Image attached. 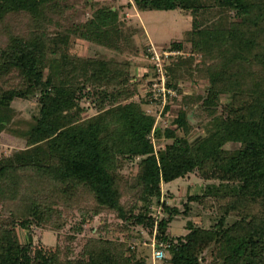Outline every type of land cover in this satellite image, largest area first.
<instances>
[{"label":"trees","instance_id":"trees-1","mask_svg":"<svg viewBox=\"0 0 264 264\" xmlns=\"http://www.w3.org/2000/svg\"><path fill=\"white\" fill-rule=\"evenodd\" d=\"M133 2L139 11L192 15L191 29L171 42L178 50L189 43L191 55L170 60L165 73L171 88L194 79L205 82V92L181 100L173 126L158 125L144 109L161 102L150 91L156 78L135 101L140 80L131 62L72 52L76 39L120 53L130 48L134 33L121 8L86 2V16L78 0H0V138L9 132L25 142L0 157V206L7 210L0 264H148L135 248L137 227L155 234L156 247L167 245L163 264H264V0ZM17 99H35L30 118L13 106ZM199 102L207 120L190 140L188 110ZM163 137L171 142L156 149L154 139ZM127 163L136 174L124 175ZM195 172L212 182L187 197L183 212L198 203L215 212L213 222L189 220L188 232L174 236L170 224L181 210L161 200L162 184ZM84 198L90 206L75 233L56 246L20 238L19 228L64 227L61 208ZM154 199L165 216H154ZM89 212L119 222L102 225L76 252Z\"/></svg>","mask_w":264,"mask_h":264},{"label":"rangeland","instance_id":"rangeland-1","mask_svg":"<svg viewBox=\"0 0 264 264\" xmlns=\"http://www.w3.org/2000/svg\"><path fill=\"white\" fill-rule=\"evenodd\" d=\"M99 1L109 5L117 6L121 8L122 19L125 22V29L133 34L130 39V48L124 50V52H117L112 49L91 43L82 39H76L72 48V52L81 56H98L105 59H115L119 61L131 62V74L134 77L133 80L139 84V92L132 99L135 101H141L146 98L149 90V85L152 83L151 80L158 78L152 69L153 64L148 48L151 46L158 52L162 50H170L171 42L174 40H182L184 32L191 29L192 27V15L184 12L180 9L173 10H149L139 11L134 5L133 0H78V7L81 8L82 13L89 15L87 9L83 12V7L86 2ZM84 14L82 18H84ZM67 24V23H66ZM172 50V49H171ZM191 55V46L189 43H185L181 53L173 56L172 59L178 56L188 57ZM171 59V60H172ZM199 61V57L196 62ZM151 82V83H149ZM177 95L173 98L170 97L166 104L161 102H151L150 104H144V109L147 113L156 116L158 125L162 126L171 125L177 117L179 110L182 108L181 100L186 95L192 94H203L205 92V82L202 80L194 81V79H183L179 81L178 88H176ZM225 97L222 99L225 101ZM34 100H21L17 99L14 101L13 106L19 111L21 116L25 118L31 117V111L29 108L33 107ZM167 106H169L167 108ZM188 110L189 121L192 126L189 138L190 140L195 139L198 135L203 134L204 130L202 125L207 120V115L201 106V103H194ZM90 114L94 113V110L89 111ZM175 127V125H174ZM177 134L182 136L181 130L177 131ZM155 148H163L167 143L171 142L170 139L162 138L160 142L154 139ZM238 144H231L228 149H237ZM25 147L24 140L14 136L9 132H4L0 138V157L12 156L18 153L22 148ZM125 176H131L136 174V164L127 163L123 169ZM211 180H205L198 172L191 173L183 178H179L170 183L162 184V199L166 200L171 206H177L181 213L176 216L170 224V232L172 235L177 236L186 234L188 232L186 226L189 220L202 223L204 226L209 227L213 222L212 210L203 209L198 203H191L189 213L185 214L184 202L187 197L191 194L202 193L206 185ZM212 182V181H211ZM90 200V199H87ZM85 207L90 206V202L86 201L85 198L81 200L80 205H76L73 208L63 210V220H66L64 227H57L56 224H48L42 226H32L30 230L18 229L19 236L22 240H26L29 236L33 237L35 244H40L44 247H53L58 243L59 238H66L68 235L74 234V226L76 223L81 222L83 213L86 211ZM160 204H157V199H154L153 213L154 216L161 217L165 216L162 212ZM6 207L0 206V221L6 216ZM119 222L115 215L101 214L96 215L89 212V215L85 218L84 229L85 231L78 236V240L75 242L76 252L80 250L78 245L87 236H97L98 228L107 223L112 228L116 223ZM135 234L134 244L139 255H143L148 258V264H163L162 260H155L153 257V245L155 242V234L149 232L148 229H142L137 227L133 229ZM120 238H125L121 232H119ZM109 237H116L113 230L108 233ZM82 243V242H81Z\"/></svg>","mask_w":264,"mask_h":264},{"label":"built area","instance_id":"built-area-1","mask_svg":"<svg viewBox=\"0 0 264 264\" xmlns=\"http://www.w3.org/2000/svg\"><path fill=\"white\" fill-rule=\"evenodd\" d=\"M150 59L158 72V78L153 82L150 91L154 99L161 100L166 104L167 100L170 97L177 95V91L174 88L168 86L167 75L165 73V65L168 63L173 56L180 54L181 50L170 49L162 50L158 52L154 47L148 49ZM166 247L167 245L161 244L159 247H156L155 242L153 245V257L155 260H163L166 258Z\"/></svg>","mask_w":264,"mask_h":264}]
</instances>
